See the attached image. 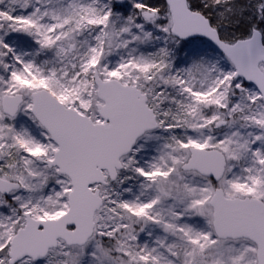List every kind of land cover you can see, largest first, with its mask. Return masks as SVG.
<instances>
[{
    "label": "snow or ice",
    "instance_id": "6c2138e0",
    "mask_svg": "<svg viewBox=\"0 0 264 264\" xmlns=\"http://www.w3.org/2000/svg\"><path fill=\"white\" fill-rule=\"evenodd\" d=\"M0 264H264V0H0Z\"/></svg>",
    "mask_w": 264,
    "mask_h": 264
}]
</instances>
